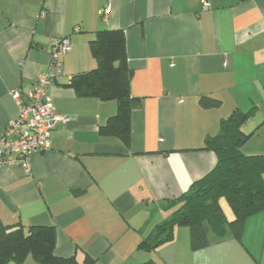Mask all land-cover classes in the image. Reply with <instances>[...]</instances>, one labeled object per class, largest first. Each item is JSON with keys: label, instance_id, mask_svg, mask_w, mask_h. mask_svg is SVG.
Returning <instances> with one entry per match:
<instances>
[{"label": "crops", "instance_id": "1", "mask_svg": "<svg viewBox=\"0 0 264 264\" xmlns=\"http://www.w3.org/2000/svg\"><path fill=\"white\" fill-rule=\"evenodd\" d=\"M104 29L124 31L130 92L140 100L128 145L100 131L118 102L70 86L98 66L93 41ZM64 37L65 73L48 92L68 120L32 154L30 173L0 167V223L54 226L56 254L79 264L86 256L94 264H264V211L247 219L240 240L207 227L209 245L194 249L189 227L179 226L158 248L141 246L174 211L170 200L214 168L206 139L235 110L254 108L242 150L264 153V0H0V134L19 115L13 91L26 97L49 65L48 45ZM202 96L220 105L203 107Z\"/></svg>", "mask_w": 264, "mask_h": 264}, {"label": "trees", "instance_id": "2", "mask_svg": "<svg viewBox=\"0 0 264 264\" xmlns=\"http://www.w3.org/2000/svg\"><path fill=\"white\" fill-rule=\"evenodd\" d=\"M242 1V0H236ZM93 54L98 61L95 69L74 74L70 86L79 96L116 100L118 111L100 127L103 133L118 135L126 145L130 143L131 112L139 98L131 95L132 69L126 51V36L120 29H104L93 41ZM203 107H217L220 100L202 96ZM249 111L235 110L222 121L218 134L206 139L205 147L215 152L217 163L201 179L179 197L170 200L174 211L141 242L154 250L174 238L176 227L187 226L194 249L209 245L207 227L219 239L231 234L241 239L249 217L264 211V153L247 154L242 150L250 134L242 126L251 116ZM226 198L234 217L229 220L221 205ZM54 226L0 223V264L22 262L31 257L39 264H79L74 256L56 254ZM86 256L84 264H94ZM141 264H158L149 260Z\"/></svg>", "mask_w": 264, "mask_h": 264}, {"label": "built area", "instance_id": "3", "mask_svg": "<svg viewBox=\"0 0 264 264\" xmlns=\"http://www.w3.org/2000/svg\"><path fill=\"white\" fill-rule=\"evenodd\" d=\"M110 13V6L102 12L106 18ZM70 48L69 37L50 42L47 47L51 57L49 65L37 77L33 89L25 98L19 91H13L20 110L18 117L8 122L0 134V167L19 165L30 173L32 154L47 150L51 145V131L58 122L68 120L67 116L54 111L48 90L64 75L62 59Z\"/></svg>", "mask_w": 264, "mask_h": 264}, {"label": "rangeland", "instance_id": "4", "mask_svg": "<svg viewBox=\"0 0 264 264\" xmlns=\"http://www.w3.org/2000/svg\"><path fill=\"white\" fill-rule=\"evenodd\" d=\"M221 205H222V207H223V209H224L225 214L227 215V217H229L228 219H229V220H232L233 217H234V214L232 213V211H231V209H230L231 207L229 206L228 201H227V199H226L225 197L222 198V200H221ZM226 208L230 210L231 215H230V214H227V212H226Z\"/></svg>", "mask_w": 264, "mask_h": 264}]
</instances>
